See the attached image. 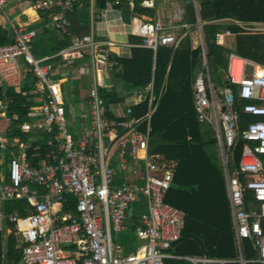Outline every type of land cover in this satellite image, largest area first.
Returning <instances> with one entry per match:
<instances>
[{
    "label": "built area",
    "instance_id": "2783aa9c",
    "mask_svg": "<svg viewBox=\"0 0 264 264\" xmlns=\"http://www.w3.org/2000/svg\"><path fill=\"white\" fill-rule=\"evenodd\" d=\"M126 1L134 9V0ZM200 36L202 67L194 82V108L199 123L215 132L229 195L233 228L242 257L244 241L258 253L255 264H264V66L240 57L228 56L227 84L216 86L207 49L198 0H193ZM156 0H140V7L155 9ZM75 0H39L32 9L48 20L47 28L73 39L68 15ZM7 0H0L3 13ZM185 12L173 11L164 18L141 23V47L157 52L159 47L178 49L192 25L183 22ZM213 23L228 26L215 35L219 46H227L237 27L242 35H264V23L223 18ZM184 32V34H182ZM14 43L0 46V121L9 127L18 117L8 116L7 90L20 91L26 73L35 80L30 102L31 118L19 126V138L6 139L0 133V150L12 148L7 174L0 179V201L26 200L31 214L10 216L22 240V260L17 264H165L181 260L168 252L182 237L185 214L165 202L178 162L150 152L151 121L160 97L151 84L149 109L135 117L133 105L146 100L138 94L123 110L108 106L96 81L87 90L90 125L80 136L67 127L66 102L62 82L55 71L72 70L80 59L89 57L99 70L112 67L113 43L93 37L72 40L69 48L43 59L32 56L37 33L13 27ZM66 71V72H69ZM117 107V108H116ZM249 121L246 128L243 124ZM6 131V130H5ZM33 143L50 148L41 159L30 162L26 150ZM240 158L237 160V150ZM124 182L115 186L117 176ZM250 194L251 202L247 195ZM75 206L64 213L69 198ZM135 203H145L138 216L136 235L141 242L130 255L113 240L126 231L128 215ZM250 203L257 208L252 210ZM0 214V231H2ZM192 264H225L188 259ZM240 264H246L241 259Z\"/></svg>",
    "mask_w": 264,
    "mask_h": 264
},
{
    "label": "trees",
    "instance_id": "16d2710c",
    "mask_svg": "<svg viewBox=\"0 0 264 264\" xmlns=\"http://www.w3.org/2000/svg\"><path fill=\"white\" fill-rule=\"evenodd\" d=\"M134 1L133 15L153 18L154 10L140 7V0ZM114 2L116 1L95 0V6L105 10L108 4H115ZM198 3L199 14L206 23L204 30L211 72L223 71L220 75L216 74L219 85L227 81L225 77L230 52L264 66V35H242L237 27L229 26L234 32L231 38L234 39V47L229 49L216 44L215 35L224 26L213 23L223 18L264 23V0H198ZM85 7H90L88 2ZM113 7L119 11L122 6L115 4ZM194 7L193 0H185L183 22L192 25L197 23ZM40 17L42 22L29 29L37 32L32 44V55L35 59L54 56L71 46L70 38H60L56 34L58 32L46 30V16L40 14ZM72 17L73 15L69 16L70 21ZM86 20L88 21H84L82 27L77 24V32L85 36L90 29L89 19ZM74 25L73 23L70 33L76 37ZM82 35L78 37H85ZM14 39L13 29L9 25H0V46L11 45ZM140 42L139 37L135 43ZM157 50L154 54L149 49L134 47L130 58L114 57L117 64L110 69L113 85L110 88H101L100 92L110 106L114 102H124V97L133 91H145L152 81L155 96L158 98L166 82L164 96L152 119L150 152L178 161L175 179L165 202L183 211L185 225L181 240L168 252L181 260H167L165 264H192L186 258L225 264H240L243 259L246 264H255L252 262L257 261L258 253L251 242H243L242 257L238 250L216 138L210 127L199 123L194 109L193 84L202 66V49L194 50L191 36H186L177 50L168 47H159ZM34 83L33 75L27 73L19 92L7 90L8 116L16 115L18 121L10 124L4 138H19V126L31 118L29 114L32 104L29 100ZM147 110L148 104L145 102L134 109L133 116L142 117ZM48 150L50 148L45 143H33L26 150V155L33 164ZM10 151L13 149L0 150V175L6 174L7 163L12 156ZM247 200L251 202L250 194L247 195ZM69 210L67 206L66 211ZM0 214L5 218L6 228L11 232L5 236L0 231V264H17L22 260V240L16 225L9 218L14 214L21 217L30 215L29 204L26 200L0 201ZM129 222L134 225L137 223L136 208L133 209Z\"/></svg>",
    "mask_w": 264,
    "mask_h": 264
},
{
    "label": "crops",
    "instance_id": "0c3cea01",
    "mask_svg": "<svg viewBox=\"0 0 264 264\" xmlns=\"http://www.w3.org/2000/svg\"><path fill=\"white\" fill-rule=\"evenodd\" d=\"M36 1H39V0H7V5L4 8V10H6L7 12L3 11V13H2L0 11V25L1 26L9 25L11 27V29H13V27H14L15 29H22L24 31H29V29L31 27L36 26L37 24L42 22L40 14L34 12L32 9V4H33V2H36ZM75 1L77 2V4H75L74 12L67 16L68 20H69V16L73 15L72 20L71 21L69 20V21L71 23V27L73 26V23L75 24L74 29L76 30V37L72 36L74 40L82 39L81 37L80 38L78 37L79 35H82V34L78 33L79 31L77 32V24L80 25V27H82V26H84L83 22L84 21L86 22V21H88L86 19H89L90 29H89L86 36L85 35H82V36L93 37L96 40L100 39V40H107V41L112 42L113 47H111V49H110V51H111L110 56L115 62H116L115 58H127V59L130 58L131 57V51L134 47L143 48V47H141L140 44H136L137 42L135 43V41L137 39H139L138 29H139L142 22H144L148 19H152V17H149L147 15H137V14L133 15V13H132L133 9L129 8L128 6L127 7L124 6V5H127L126 1H121V2H117V3L114 2L115 4L122 6L119 11L113 7L115 4H108L107 8L105 10H100V9L96 8L95 0H75ZM87 2L90 6L88 9H87V7H85V4H87ZM194 8H195L197 23H198L197 10H196V7H194ZM199 9H200V7H199ZM177 10L178 11L181 10L182 12H185V0H156L155 9H154L155 13H154L153 17L164 18L165 16L171 15V13L173 11H177ZM199 12H200V10H199ZM201 18H202V16H201ZM7 22H8V24H7ZM197 23L195 25L188 23L189 25H192V27L194 28L192 35H189L192 38L194 50L200 48L199 47L200 46V36H199L200 34H199L198 30L195 29ZM48 24L49 23L47 20V24L45 26V29L46 30H53V29L47 28ZM224 28H227V26H224ZM38 32H40V30H38ZM56 34H58V36L60 38H62L61 37L62 35L60 33H56ZM73 39H70L71 44H72ZM180 45H179V47H180ZM179 47H178V49H179ZM143 49H146V48H143ZM153 53L155 54V52H153ZM113 67H115V65L112 67H101L98 70L92 64L90 58L85 57L83 59H80L78 62H76L71 71H69L68 69H65V71H63V72H61V71H55L54 72L55 77L58 78L60 82H62L64 96H66V92H67V89H66L67 87L64 84V80L68 81V82H70V81L72 82V80L80 82L81 79H84L85 77H89L90 83H89V86L87 87V89L76 90L75 85H74V89L72 88L73 94L76 93L77 100L80 101L79 102L80 103V110H79V113L75 116V119H74V117L72 118L69 114L70 110L68 107L67 99L65 97L66 111H67V114H69V115H67V119L71 117L72 120H74V123L77 124L76 130L75 131L72 130V132L74 134H76V136L79 137L81 129L85 128V127H89V125H90V110H89V103H88V99H87L88 88L95 81H96V83L98 82L100 90H101V88L105 89V88L112 87L113 81H112V76L110 74V69H112ZM66 71H69V72H66ZM200 71H201V69H200ZM200 71H199L197 77L200 75ZM26 75H27V73H26ZM26 75H25V77H26ZM197 77H196V79H197ZM225 78H227V77H225ZM151 84H153V81L151 82ZM226 84H227V81H225V83L223 85H219L218 87L219 88L223 87ZM193 86H194V84H193ZM148 87L146 88L145 91H133L132 93L128 94V96H125V94H124V96H125L124 102H122V103L114 102V103H112V105H115V106L120 105V107H121L120 110H123L129 101H133L135 99V97L138 96V94H143L144 99L146 97V100L143 102V104L145 102H147L148 109H149V94L146 92ZM165 90H166V82H164V84L162 86V90L160 91V94H159V96H161L160 97V103H161L162 98L164 96ZM122 93H124V91ZM29 96H30V94H29ZM30 99H31V97H30ZM30 103L32 104V106L34 105V103H32V102H30ZM143 104H140L137 106L133 105V108L135 109L137 107L142 106ZM159 106H160V104H159ZM159 106L157 107V109L159 108ZM152 119H153V117H152ZM249 123H250L249 121H246L243 124V127L246 128ZM202 125H204V124H202ZM206 126H208V125H206ZM208 127H210V126H208ZM8 129H9V126L6 124V126L4 127V129L0 133L4 135ZM151 131H152V121H151ZM212 131H213V129H212ZM213 133H214V137H215V132L213 131ZM217 148H218V146H217ZM157 155L163 156L168 161L178 162L177 160L167 159L162 154H157ZM239 158H240V149L237 150V155H236V159L238 160ZM220 162H221V159H220ZM6 174H7V167H6ZM123 182H124V177L122 175H119V176H117L114 184H115V186H117V185L122 184ZM225 183H226V180H225ZM226 189H227V185H226ZM227 194H228V191H227ZM71 199H73V201ZM71 199L69 202H67L64 205V213H69V211L75 206L76 199L73 197ZM228 199H229V195H228ZM229 203H230V201H229ZM250 204H251L250 208L252 210H256V208H257L256 204L255 203H250ZM67 206L70 209L69 211H66ZM134 208H136V210H137V221H138L139 214L145 213V211H146L145 203H135L132 206L130 213L128 215V222H127V226H126V231L121 233V234H124L126 232H131L138 239V237L136 235V227L138 225V222L135 225L131 224L129 222L130 215H131ZM231 217H232V215H231ZM113 235H116V234H113ZM117 235H120V234H117ZM138 241H139V239H138ZM118 245H120V244H118ZM123 250H124V248H123ZM124 253L126 254L125 250H124Z\"/></svg>",
    "mask_w": 264,
    "mask_h": 264
},
{
    "label": "rangeland",
    "instance_id": "374dc122",
    "mask_svg": "<svg viewBox=\"0 0 264 264\" xmlns=\"http://www.w3.org/2000/svg\"><path fill=\"white\" fill-rule=\"evenodd\" d=\"M4 12H7V11L4 10ZM7 24H8V22H7ZM226 47L229 49L233 48L234 47V39H229ZM222 72L223 71L216 73L214 70H212V74H213L216 86H219V81L217 79V75H220ZM89 83H90L89 77H85L84 79H81L80 82L74 81V80H72V82L71 81L68 82V81L64 80V84L67 87L66 88L67 92H66L65 97L67 99L68 107L70 110L69 114L72 118L74 117V119H75V116L79 113V110H80V103L79 102L80 101L77 100L76 93L73 94L72 88L74 89V85H75L76 90H80V89L84 90V89H87V87L89 86ZM71 117L67 119V127L70 128L71 130L75 131L77 128V124L74 123V120H72ZM5 126H6V123L1 121L0 122V132L4 129ZM1 163H2V158H0V165H2ZM2 178H4V175H0V179H2ZM4 219L2 216V228H3L2 232L5 233V236H8L11 232L6 228ZM113 240H114V242H117L118 244H120L124 248L127 255L136 252L138 250V248L141 246V243L138 241L136 236H134V234L131 232H126V233L120 234V235H113Z\"/></svg>",
    "mask_w": 264,
    "mask_h": 264
}]
</instances>
